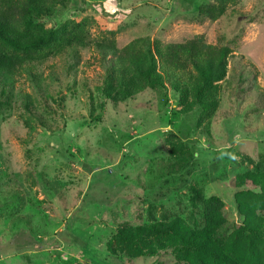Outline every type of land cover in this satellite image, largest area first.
<instances>
[{
	"label": "rangeland",
	"instance_id": "rangeland-1",
	"mask_svg": "<svg viewBox=\"0 0 264 264\" xmlns=\"http://www.w3.org/2000/svg\"><path fill=\"white\" fill-rule=\"evenodd\" d=\"M182 3L188 2L72 0L58 13L60 24L86 18L90 45L81 50L79 64L64 56L39 67L44 96L27 75L20 76L18 90L34 97L48 128L30 119L19 101L0 117V264H176L172 249L130 258L114 240L115 230L164 217L198 223L194 186L204 188L205 198L224 202L231 225L224 242L238 259L254 247L264 262V245L238 232L239 190L230 186L264 158V0H194L189 11ZM196 36L232 51L209 135L207 122L198 127L195 114L173 120L182 107L171 92L167 107L162 92L149 89L101 111L97 88L109 58L96 44L115 41L121 49L137 38L167 45ZM92 97L101 122L91 119ZM147 103L151 107L141 106ZM172 143L194 153V161L181 174L164 176ZM257 204L262 212L264 201Z\"/></svg>",
	"mask_w": 264,
	"mask_h": 264
},
{
	"label": "trees",
	"instance_id": "trees-1",
	"mask_svg": "<svg viewBox=\"0 0 264 264\" xmlns=\"http://www.w3.org/2000/svg\"><path fill=\"white\" fill-rule=\"evenodd\" d=\"M71 1L0 0V117L19 101L30 119L48 128L35 111L34 97L18 90L17 83L25 74L39 95L44 96L46 90L38 73L41 65L64 56L71 59V64L81 62V50L90 45L88 20L78 17L61 24L57 21L58 13L67 9ZM184 1L188 3H182V9L189 11L188 5H193L194 0ZM210 11L206 9L207 14ZM218 12L223 15L224 8L220 7ZM96 48L104 58H109L105 78L97 88L98 97L103 100L99 103L102 112L107 103L117 106L135 100L149 89L160 90L167 107L171 92L175 105L182 107L181 111H173V120L195 114L197 126L207 122L204 134H210L211 119L220 105L219 83L229 74V46L211 45L204 36H196L184 43L167 45L137 38L121 49L115 41H107L96 44ZM242 79L241 75L238 82ZM92 101L91 119L101 122L102 112L96 109L93 97ZM141 106L151 107L148 103ZM172 148L169 160L162 164L164 176L179 175L194 161V153L182 150L185 146L172 143ZM253 163V169L232 179L230 186L239 190L236 202L242 224L238 232L264 245V210L259 212L257 204L264 201V158ZM3 164L0 155V174ZM191 190L194 205L200 207L202 218L197 219L198 223L185 224L180 217H164L138 226L124 223L116 228L114 240L128 249L130 258L158 255L159 248L172 249L178 259L176 264H203L205 258L212 264H264L254 247L242 252L238 259L233 248L225 244L231 225L222 213L224 202L215 196L205 198L203 187L194 186ZM13 196L21 199L18 193ZM189 255H195L196 261L190 260Z\"/></svg>",
	"mask_w": 264,
	"mask_h": 264
}]
</instances>
